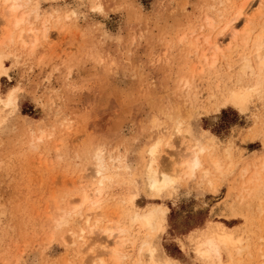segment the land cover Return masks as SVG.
Instances as JSON below:
<instances>
[{
  "label": "rangeland",
  "instance_id": "obj_1",
  "mask_svg": "<svg viewBox=\"0 0 264 264\" xmlns=\"http://www.w3.org/2000/svg\"><path fill=\"white\" fill-rule=\"evenodd\" d=\"M261 1L21 0L18 15L24 20L11 35L0 6V98L5 101L12 90L16 102L0 114V264H89L91 257L90 264H97L95 255L103 251L96 245L109 240L85 231L77 233L83 243L73 237L70 244V233L87 212L102 228L114 220L125 225L135 192L137 208L159 205L166 211L158 243L174 263L200 264L194 238L221 225L245 236L246 263L260 264L259 202L237 209V197L247 195L251 183L264 184V97L252 94L242 112L223 104L236 74L229 73L223 54L209 67L214 51L203 41L213 40L246 5L235 23L240 35L243 19L257 14ZM229 34L217 37L222 49L230 45ZM197 43L203 46L196 54ZM189 135L206 146L202 169L209 170L215 186L197 170L162 196L149 193L143 179L149 148L161 140V168L178 152L181 162ZM98 152L107 170L98 210L83 207V217L57 227L58 216L73 211L94 187L90 176ZM209 157L222 171L212 169ZM132 234L119 264L135 262L144 234L136 229ZM89 244L96 250L89 251Z\"/></svg>",
  "mask_w": 264,
  "mask_h": 264
},
{
  "label": "bare ground",
  "instance_id": "obj_2",
  "mask_svg": "<svg viewBox=\"0 0 264 264\" xmlns=\"http://www.w3.org/2000/svg\"><path fill=\"white\" fill-rule=\"evenodd\" d=\"M0 1H1L0 6L3 9L2 18L4 19V23L6 24L7 27L12 26L11 28H13L11 29L12 31L9 30L8 32V34L11 35L13 30L18 28L24 20L22 16L19 17L18 15V12H20L19 10L23 8L22 7L23 5L21 4L22 3L21 0H0ZM245 7L246 5H243L234 12L232 17H230L225 23L224 28L216 35L215 38H213V40H210L209 37L204 39L203 42L205 45H207L206 47L208 48V50L209 51L212 50V52L214 51L212 61L211 62L209 61L210 59H208L209 56H207L205 49H204L205 52L204 51L201 52V55H200L203 59V63L206 64L207 61H209L210 63H207V65L209 67H214L217 61L218 55L223 54V58L226 60L225 64L227 65V69L229 70V73L233 74V72L235 71V74H236L235 81L233 79V82H235V86L226 92V96L224 97L223 104L225 105L229 104L233 106L234 108L239 109L241 112L247 109V106H248V103L250 101L252 94H255L260 97L261 96L264 97V0L261 1V8L257 14L255 13V15L243 19L245 21V26L243 28L244 30L241 31L240 32L241 34L239 35V33L235 30V23L240 20V18L246 11ZM246 14L247 12L245 13V15ZM207 23L209 26H211L210 21H208ZM29 32L31 34L33 33V31H29ZM225 32L230 33L229 35H230L231 41H230V45L226 49H222L220 47L221 43L219 42L217 37L221 36ZM32 35L34 36L33 37V40H34L36 35L35 34H32ZM201 46L200 44L198 45V43H197V46H195L197 47L196 49L197 51H195L196 54L201 49ZM3 57H4L3 53L0 52V74L3 73V69H4L3 62H2ZM244 81H245V84H243ZM13 92L14 91L11 90L10 93H8L9 95L7 96V99L5 101H3L0 98V114L3 113V108L6 106L15 107L16 102H15V99L13 98V94H14ZM179 132L180 130L176 129L175 134H179ZM190 139H191L190 140L191 143H189L186 146L187 152L183 156L185 158L184 161L178 162V160H176L178 156L180 157L181 155L180 152H178L177 155H175V152L173 153L171 152L173 155H175L173 156L175 160L168 162L166 165H163L162 168L160 167V162L157 159V154L159 151V147L161 145V140L155 141L154 145L149 148V150L147 151L149 158L146 163V166L144 167V172L142 170L144 174V178H143L144 186L149 193L155 194L156 196H162L168 190L175 188V186L177 185V183L181 180L183 176L192 177L197 170L203 171V177L204 179L207 180V183L209 186L211 187L215 186V183L213 181V178L209 170L202 169L203 162H204L203 158L205 156L204 154L202 158V154L205 152L206 146L204 147L202 145L203 143H201V141L196 136L194 137L191 136ZM169 146L170 145H168V147ZM209 158H210L209 164L210 166H212V169L221 170V168L217 167L218 164H216V162L211 159L213 157H209ZM96 160H97V165L93 168L92 176H90L89 174L90 179L93 180L92 185H94V187L92 189L90 188L91 189L90 192L89 190H87L89 193L88 192L85 193L84 191V194L82 195L80 199L79 205H77L76 207L74 206V208H72L73 211L71 210V212L65 213V210H64L63 212L64 214H62V216H58L59 218L55 220L56 222L54 221L57 227L68 226L71 223L70 221H72L74 216H79L80 218L83 217L82 216L83 214L82 215L80 214V211L83 207H86L89 212L98 210L99 203H100L101 197L104 192L105 180L107 179L105 176V171L107 170L102 162L100 152L96 153ZM171 164L174 166L172 169V172L170 171L171 173H167L166 169L171 167ZM252 179L254 180L258 179L257 174H254L252 176ZM261 182H258V184ZM250 185L252 187L248 190L249 192H247V195L245 196L241 195L237 197L239 201L237 205L238 207L237 209L244 207V206H248L249 204L251 205V202H253L254 200H258L257 202L259 203L257 204L258 206L256 207L257 208V215H256L257 219L256 220H258L257 221L258 222L257 231L259 235L257 237L262 242V245H260L259 243V246L261 248L263 247L264 249V202L262 203V200L260 198V194L262 193L263 190L262 189L259 190L260 186L264 187V184L258 185L255 187L252 185V183ZM216 191L218 192L217 189H215V192ZM136 194L137 193L135 192L134 195H132V199L131 200L129 199V204L131 207L130 209L131 214L126 217L127 223H125V225H120L118 223L116 224L117 221L114 223L115 221L114 220L113 223H110V224L108 223L107 226L102 228L101 227L102 225L100 223L101 221L99 222L98 219L91 221V218L89 215L90 213L87 212L86 217L84 216L83 224L79 225L78 223H76L75 229L72 227L74 229V232H71V231H70L71 233L69 232L71 234V235L69 234L71 236V239H69V242L68 241L66 242L70 244L74 243V242H70V240H72L73 237L74 238L80 237V235L78 236V234H82L83 236V234H85L84 233L85 231H89V233H87L88 235L89 234L93 235L94 232H99L101 235H103L104 238H106L109 241L107 243L108 245L106 246L103 245L104 244L103 241L101 242L103 243L102 244L103 246H101V243H100V247L96 245L98 249L101 248L102 249L101 251H103V254H101L102 252L100 251L101 252L100 256H97V254L95 255V258L98 261L97 264H106V261H105L106 258L104 260V257H103L104 254L105 256L107 255V257H109L107 260L110 259V261L113 264H119L124 259V256L121 254V251L125 243L128 241V237L134 234V233L132 234V230L136 229L137 231L143 233L144 236L142 238V241L140 238V243L137 248V253H136L134 264H176L174 263L173 259L168 258L166 255L163 254L159 246L160 243H158V235L160 231L163 229V217L166 211L159 205L149 206L144 209L137 208L136 205H134V202H135L134 198L137 196ZM254 210L256 209L254 208ZM235 211L236 210H234L233 212ZM198 234L199 236H196L194 238V240L196 241L194 247H195L196 256L199 259L200 264H247L243 253H246L249 255V248H250L249 242L250 241L248 242L245 236L241 237L238 234L239 236L236 237V235L234 236L232 233L227 232L226 228L221 225H217L213 228H209L207 231H204V232L202 231ZM81 237L79 239H81ZM62 238L64 239V237ZM258 238H256V240ZM82 239L81 241L83 243L84 239L83 240ZM95 242L92 243L91 241L92 244H94ZM131 243L134 244L133 241ZM254 243L256 244L255 241ZM92 244H89V245H92ZM89 245L87 247H89ZM94 245H92L93 248L91 247L88 248L89 251L94 248H95L94 250H96V247H94ZM253 246L254 244L252 245V249H253ZM258 250H261V249H258ZM224 254L226 256L225 260L223 258ZM260 257L262 259L260 264H264V252L260 254ZM91 258L92 259L90 258L87 259L89 260V264H90V260L94 261L93 259L94 257H91ZM84 260H85L84 257L83 258L81 257L80 261L82 263ZM84 262H88V261H84Z\"/></svg>",
  "mask_w": 264,
  "mask_h": 264
}]
</instances>
